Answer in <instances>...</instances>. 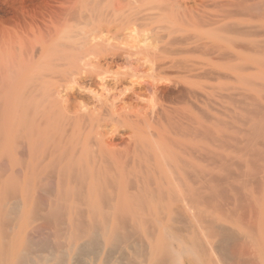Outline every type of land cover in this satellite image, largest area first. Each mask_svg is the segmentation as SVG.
Wrapping results in <instances>:
<instances>
[{
	"label": "bare ground",
	"instance_id": "1",
	"mask_svg": "<svg viewBox=\"0 0 264 264\" xmlns=\"http://www.w3.org/2000/svg\"><path fill=\"white\" fill-rule=\"evenodd\" d=\"M0 264H264V0H0Z\"/></svg>",
	"mask_w": 264,
	"mask_h": 264
}]
</instances>
